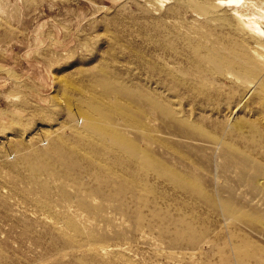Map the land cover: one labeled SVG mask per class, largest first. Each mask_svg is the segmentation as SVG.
<instances>
[{"label": "rangeland", "instance_id": "rangeland-1", "mask_svg": "<svg viewBox=\"0 0 264 264\" xmlns=\"http://www.w3.org/2000/svg\"><path fill=\"white\" fill-rule=\"evenodd\" d=\"M180 1L188 6H174L177 0H0V264H264V226L257 218L251 224L244 216L231 218L220 207L226 184L250 200L236 173L222 172V142L262 164L264 144L247 143L248 129L231 132L236 80L225 73L195 75L182 39L167 35L171 26L206 30L209 15L197 12L200 1ZM248 44L257 48L253 40ZM168 70L189 84L174 81ZM103 76L122 85L103 89ZM194 86L192 98L186 88ZM134 90L167 92L206 133L176 136L169 119L134 101ZM98 104L104 115L94 120L112 127L114 143L125 138L138 156L149 152L182 181L168 172L148 174L141 157L106 146L67 115L69 107L93 115ZM238 113L264 134V112L253 106ZM59 138L81 162L79 170L71 177L60 168L34 176L25 159L54 153Z\"/></svg>", "mask_w": 264, "mask_h": 264}, {"label": "bare ground", "instance_id": "bare-ground-1", "mask_svg": "<svg viewBox=\"0 0 264 264\" xmlns=\"http://www.w3.org/2000/svg\"><path fill=\"white\" fill-rule=\"evenodd\" d=\"M199 1L200 2L198 6L200 8L196 9L199 10L197 12L204 14L206 16L209 15L205 17L203 21L204 22L203 27L205 26L204 28L206 30L202 31L200 29L199 32L196 33V28L191 27L192 33H194L197 36V38L191 35L192 33L188 31L189 30L188 28L186 31L181 32L179 30L181 28L178 27L179 29H177L176 26H171L168 28L166 27L167 28L166 33L173 39H177V40H179L180 38L182 39V42L184 43L185 46L184 48H186L187 52L189 53L186 55L187 64H191L190 67L193 66L194 70L193 69L191 70L195 71L193 72L195 75L197 73L198 75L200 74L203 76L219 75V74L223 75L225 73L229 76H232L233 79L236 80V85H238L236 87L238 89L235 94H239V100L235 106L234 111L230 114V119L236 120L235 122L236 124L231 123L232 125H230V127L232 126L230 128L231 132L238 133V132H242L243 129H248L249 137L244 138V140L252 145L261 146L264 144V134H262L259 131L255 122L248 120L241 121L239 119L238 112L242 110L246 112L250 107L253 106L259 108L260 114H263L262 112H264V53H263L264 52V0H199ZM217 2H221V3L218 5ZM179 5L188 6V4L185 1L177 0V2L174 3V6H179ZM171 10L172 8L167 9L168 14L175 13L174 11ZM240 24L243 26L241 30H240ZM246 29H250V31ZM213 31H215L216 33L213 34L212 33ZM250 40H253L256 43L257 48L254 49L253 47L249 46L248 43ZM260 65L262 66L260 67ZM191 70L189 72H191ZM168 72H170V74ZM168 72L167 74L173 77L174 81H177L176 80L177 77H175L173 71L168 70ZM191 74L192 73H190V75ZM103 77H105V79ZM103 77L98 79V82L103 83V85L101 86L103 89L105 88V89L114 90L112 89V87L119 88L118 84H121L120 81L117 80L119 83L115 85V82L117 81L114 80L113 82L109 80L111 76L109 77L103 76ZM203 78L206 80L205 77ZM192 79L194 78L192 77ZM208 80L209 79H207V81ZM177 82L186 85L187 83L189 84L190 81L187 79H183ZM99 85L101 84L99 83ZM118 88L117 90L119 93L122 92L124 89L123 87V89H120L121 90L120 91ZM196 88L197 86L192 87V89L191 87L186 88L191 92L192 98L194 97L195 94L194 92L199 90V88L198 90H196ZM111 90H109L108 92L110 93ZM127 90L125 91L130 93L132 91L131 89L128 88ZM134 91L136 92L135 93L133 92V95L131 94L134 99L136 98L134 101L137 102L140 99L141 102L147 104L154 112H157L162 117L169 119L173 124L172 130L176 136L188 139L191 136H194L195 133H201V134L206 133L203 128L192 123V121L189 119L190 115L189 117H187L186 115L188 114L185 115L186 112L183 111L180 105L173 103L166 90L164 91L167 94L165 93L164 95L167 97H162L160 94L156 95V93L152 94L151 92L144 93L141 95L140 93L139 94L137 93L138 92L137 90ZM164 91H162V93H164ZM123 93L125 92L123 91ZM118 95L119 94L117 93V97L120 96ZM131 95L129 94V96ZM98 105H96L94 110H90V111H94V113H92L93 115H91L90 113L88 114L87 112L84 111L81 112V110H78L73 107H69L68 110L66 109L68 112L67 115L70 118H73V120L77 125H79V123L82 124L85 130L87 129V131H89L92 134V137H94L95 135H98L97 137H101L102 140H104V144L106 146L112 149L118 146L119 148H121V150L122 149L125 150L128 154L126 157H129L132 160L134 158L141 157L140 159L142 165L141 168L143 167L142 170H146L148 174L149 173L166 174L168 172L166 174L167 178L170 177L171 180L177 184L182 181L183 178L181 177V175L175 172L174 170L168 169L167 172H164L165 168L167 167L165 168L163 167L164 168L163 169L161 164L158 161H154L150 153L147 152L146 150H145L146 153L142 154L141 156L140 155L138 156L139 152L141 151L137 152L138 148H135L133 144H125V142L122 141L125 138L123 137L124 139H121V137H119L120 134L117 131L116 134L117 133L119 134L118 135L119 140H117L114 143L116 135H113L108 129L111 126L107 125L109 126L107 128V126H104L102 123L96 124V121L94 120L95 114H99L96 115L97 117L98 116L102 117L104 115L102 109H100V105L99 106ZM105 107L106 106H104V108ZM106 114L109 113L107 112ZM106 117L105 119H107ZM76 120H78V123L76 122ZM136 122H138V124L140 123L139 121ZM106 124L107 123L105 122V125ZM133 124L135 125V123ZM81 127H80V131H81ZM84 128H82L83 131ZM257 137H259L262 141H259ZM58 142H60L59 145L57 144L56 146L53 145L55 146L53 147L54 153H51L53 150L50 151L48 149L36 151L35 153L30 154L28 158L25 159L27 164L30 166V169L34 176L40 175L42 173L44 174L45 171L50 168L53 169L60 168L64 174L66 173L68 177H71V175H73L74 172H77L79 170L81 166L80 165L81 162H79V160L76 159L74 152L69 150V147H66V145L63 143L62 140H60V138L58 139ZM101 143H103V141ZM223 143L225 146L223 145L222 146L225 147L226 150L224 148L223 152L224 150L225 152L220 155L222 156L224 162L223 165L221 166L222 172L224 173L235 172L236 176L234 179L237 185L244 187L246 189L245 194L246 193L249 194L250 200L246 201L247 202L246 203L245 200L243 199L244 197L238 198L237 196H235V191L231 187V185L226 184L225 185L226 187L224 188V192L226 193V196L221 198L220 207L223 209L226 215H228L231 218H235L239 220L242 219L244 216V220L247 219V222L249 223L251 222L249 220L253 221L254 219L257 218V220H259V223L262 226H264V164H262L259 161L255 163L253 156L241 150L238 151L233 144L222 142V144ZM87 144L89 145L90 143ZM137 146L139 145L137 144ZM103 147L104 146H102V148ZM102 148L100 149L99 152L103 151ZM134 148L137 150L134 151ZM116 150L117 148L115 149V151ZM140 162L138 161V163ZM131 163L134 164L133 162ZM135 163H137V161H135ZM87 166H90V164H88ZM223 176L225 177V175ZM230 176L232 175L230 174ZM227 178L229 179V177ZM226 182L228 181H225V183ZM115 184H119V182ZM116 188L119 189V186L116 185ZM121 188L123 190L125 189V186H122ZM255 199L259 200V202H256V204H259L261 202V204H259L260 206L250 204V201ZM241 200H243L244 202ZM245 205H250L251 207L247 209ZM245 216L247 218H245ZM197 241L194 240L192 243L195 244ZM241 249L238 250L239 252L238 258L243 257V253Z\"/></svg>", "mask_w": 264, "mask_h": 264}]
</instances>
